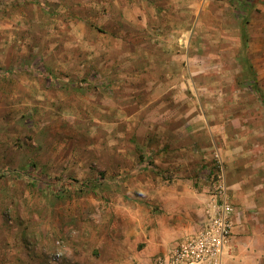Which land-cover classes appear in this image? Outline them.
<instances>
[{
    "label": "rangeland",
    "instance_id": "obj_1",
    "mask_svg": "<svg viewBox=\"0 0 264 264\" xmlns=\"http://www.w3.org/2000/svg\"><path fill=\"white\" fill-rule=\"evenodd\" d=\"M165 2L0 0V264H58L61 238L27 230L94 217L87 198L102 194L110 163L105 102L121 80L102 70L153 50L140 37L154 27L175 35L152 25L148 6ZM189 4L185 42L161 46L190 56L192 98L221 121L264 221V0Z\"/></svg>",
    "mask_w": 264,
    "mask_h": 264
},
{
    "label": "crops",
    "instance_id": "obj_2",
    "mask_svg": "<svg viewBox=\"0 0 264 264\" xmlns=\"http://www.w3.org/2000/svg\"><path fill=\"white\" fill-rule=\"evenodd\" d=\"M173 1L148 10L153 26L158 18L160 28L172 26L177 34L169 27L167 33H155L154 27L150 37H140L143 44L152 42L153 50L102 70L121 80L105 102L110 163L102 194L87 198L94 217L76 219V230H27L41 241L61 238L58 264H153L167 255L210 211L215 154L225 160L224 182L235 210L222 264H264V221L256 210L263 199L250 194L248 175L234 164L231 143L222 147L220 140L228 135L216 114L206 112L210 105L192 98L190 56L161 46L185 42L180 33L192 21L189 0ZM35 257L29 263H36Z\"/></svg>",
    "mask_w": 264,
    "mask_h": 264
},
{
    "label": "built area",
    "instance_id": "obj_3",
    "mask_svg": "<svg viewBox=\"0 0 264 264\" xmlns=\"http://www.w3.org/2000/svg\"><path fill=\"white\" fill-rule=\"evenodd\" d=\"M221 157L215 154L214 198L198 230L177 242L167 255L157 256L153 264H222L224 247L230 235L231 205L224 182Z\"/></svg>",
    "mask_w": 264,
    "mask_h": 264
}]
</instances>
